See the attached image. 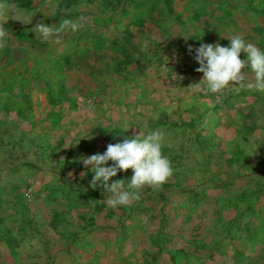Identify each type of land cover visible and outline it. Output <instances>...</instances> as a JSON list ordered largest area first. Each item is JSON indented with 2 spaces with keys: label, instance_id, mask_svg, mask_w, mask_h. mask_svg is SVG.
I'll return each mask as SVG.
<instances>
[{
  "label": "rangeland",
  "instance_id": "rangeland-1",
  "mask_svg": "<svg viewBox=\"0 0 264 264\" xmlns=\"http://www.w3.org/2000/svg\"><path fill=\"white\" fill-rule=\"evenodd\" d=\"M9 2L34 16L10 19L0 49V264L78 262L88 257L69 241L101 226L99 244H114L103 255L264 264V93L194 91L203 73L188 51L229 46L223 37L236 34L264 50V0H56L55 12L44 0ZM64 10L90 24L61 45L36 38L35 24H57ZM141 128L164 131L173 176L130 207L109 208L80 158ZM140 226L146 245L131 238Z\"/></svg>",
  "mask_w": 264,
  "mask_h": 264
},
{
  "label": "clouds",
  "instance_id": "clouds-1",
  "mask_svg": "<svg viewBox=\"0 0 264 264\" xmlns=\"http://www.w3.org/2000/svg\"><path fill=\"white\" fill-rule=\"evenodd\" d=\"M43 7L55 12L58 4L56 0H44ZM42 12L49 16L48 11ZM62 15L65 18L51 26L43 22L36 23L31 29L36 38L61 45L66 35L90 24L89 18L85 16H79L75 20L67 18L70 10H64ZM33 16L32 13L18 9L9 0H0V49L8 46L10 39L5 28L7 22L11 19L28 25L32 23ZM184 38L187 40L189 37ZM223 38L230 41L229 46H221L219 43L202 44L196 49L188 46L189 53L195 52L194 59L200 65L196 71L203 73L201 81L190 88L206 94H216L218 100L225 90L238 93L247 89L264 93V50L245 41L239 34ZM242 52L246 54V59H241ZM245 69L248 71L245 72ZM152 118L158 119V114H153ZM130 128L125 125V131ZM165 142L163 130L145 132L142 129L131 138L125 137L120 143L108 144L103 153L81 157L80 162L93 173L91 188L103 189L106 199L102 202L112 209L130 207L140 199V193L145 187L158 191L173 176L171 161L162 151ZM129 169L133 171L130 181H113L112 178L119 172L127 173ZM87 175V171L81 172V179Z\"/></svg>",
  "mask_w": 264,
  "mask_h": 264
},
{
  "label": "crops",
  "instance_id": "crops-1",
  "mask_svg": "<svg viewBox=\"0 0 264 264\" xmlns=\"http://www.w3.org/2000/svg\"><path fill=\"white\" fill-rule=\"evenodd\" d=\"M6 28V26H5ZM142 224H144L146 226L147 224V220H145V222H143ZM107 228H105V236L107 234H109V238L110 236H113L114 234L117 233V230L115 229V226L113 225V223H108V225H106ZM55 236H59V234H56ZM87 237V240H91L93 239L92 242H88L87 240L84 241L83 238ZM99 237H101L103 239V227H98V229L93 230V231H89V232H83L81 239H79L80 241L78 243H75L73 240H70L69 243L75 245L74 249H76L78 251V253H81L83 255H86L88 258L82 259L78 262H70L69 264H103L102 261L107 262L108 264H144L142 261H140L141 258H137L136 257V253H129L127 250L123 251L121 255L116 257V253H114V255H112L110 252H107L105 255H103L101 253V251L105 250V249H110L112 247H114L113 243H109L108 245H103V244H99ZM131 238H135V240L138 242H143L144 245H146V243H148V239H149V232L148 231H142L141 230V226L137 228V230L135 232H133V234L131 235ZM67 242V239L65 240ZM37 249L40 248V245L37 244V246L35 247ZM51 246L48 247V249H50ZM129 248V247H127ZM142 249V244H138L135 247V250H140ZM116 257V258H115ZM113 259H117L114 260ZM117 261V262H116Z\"/></svg>",
  "mask_w": 264,
  "mask_h": 264
}]
</instances>
